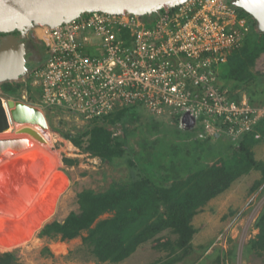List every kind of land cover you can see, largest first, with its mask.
I'll return each instance as SVG.
<instances>
[{
  "label": "built area",
  "instance_id": "built-area-1",
  "mask_svg": "<svg viewBox=\"0 0 264 264\" xmlns=\"http://www.w3.org/2000/svg\"><path fill=\"white\" fill-rule=\"evenodd\" d=\"M250 31L228 0H185L147 20L94 11L34 27L47 60L30 74L44 109L92 121L140 104L155 117L180 122L187 114L199 139L238 145L264 119V108L245 95L232 100L218 67Z\"/></svg>",
  "mask_w": 264,
  "mask_h": 264
},
{
  "label": "rangeland",
  "instance_id": "rangeland-1",
  "mask_svg": "<svg viewBox=\"0 0 264 264\" xmlns=\"http://www.w3.org/2000/svg\"><path fill=\"white\" fill-rule=\"evenodd\" d=\"M244 16L252 23L249 15ZM28 36L35 39L32 30L25 37ZM4 37L7 38L6 35ZM38 52L25 53V67L28 70L45 64L47 54ZM250 70L257 75L261 91L256 98V103L260 104L257 107L264 108V103H259L264 100V53L256 59ZM226 71L227 64L222 67L219 84ZM6 82L18 83L22 87L16 97L5 96L0 89V97L21 101L38 110L45 118L46 129L51 138L50 145L43 146L45 142L28 133H16V125L12 130L10 128V136L7 138L29 137L40 147L36 151L37 155L33 156L34 163L31 166L24 164V167L15 168L14 174L19 176V182L15 188L9 187L0 197V254L14 252L18 264H161L166 259L180 255L181 251L178 250L171 255L176 236L168 230L162 232L164 238L160 242L163 244L169 239L172 245L161 248L157 242L149 240L120 262H100L93 257L82 242L85 232L64 241L59 238H39L37 234L44 224L54 220L63 222L71 212L79 211V192H104L111 186L129 180L130 174L134 172L135 175V167L139 165L135 162L128 165L127 158L117 165L101 162L64 139L59 132L75 135L78 131L87 129L91 122L67 111L44 109L39 102V92L33 90L36 85L30 71L22 73L17 80ZM29 87L32 88L31 91ZM132 112L135 120L126 127L130 134H124L120 126L114 130L116 135L126 136L128 143L125 149H132L133 153H137L142 149L150 150L148 147L154 146L153 151L159 154L156 158L158 160L161 154L163 159L166 154L171 156L174 152L170 159L175 161L177 168L183 164L195 168L202 163L211 164L215 160L213 157L219 154L221 146L230 143L223 137L219 139V147L215 146V142L213 145L203 142L197 137L199 131L196 128L182 130L176 118L155 117L140 104H134ZM253 134L255 142L251 145V151L254 159L264 165V140L258 132L253 131ZM144 145L147 147L142 148ZM27 146L22 151L9 152L15 156L26 151L30 144ZM63 158L73 161V164H64ZM3 160L4 157L0 158V162ZM255 182L260 184L254 187ZM263 208V174L258 170H251L231 184L226 191L207 202L193 216L191 224L195 233L190 242L191 255L187 261L182 259L176 264H264V251L254 249L243 255L244 248L258 235L255 222ZM108 216L109 214H104L100 219ZM39 218L42 225L36 227ZM217 256L221 258L218 263L214 261Z\"/></svg>",
  "mask_w": 264,
  "mask_h": 264
},
{
  "label": "trees",
  "instance_id": "trees-1",
  "mask_svg": "<svg viewBox=\"0 0 264 264\" xmlns=\"http://www.w3.org/2000/svg\"><path fill=\"white\" fill-rule=\"evenodd\" d=\"M238 11L242 15H248L241 9ZM147 18L143 16L144 20ZM250 24L251 31L241 47L232 51L226 62L219 65L218 80L222 67L227 64V71L221 76L220 87L228 89L232 100L239 101L241 96L245 95L250 105L258 106L260 104L256 103V98L261 94L259 81L250 69L256 59L264 53V33L257 30L253 19ZM42 52L46 53L44 47ZM21 87V84L12 82L0 85L2 93L8 97H16ZM29 90L32 88L29 87ZM33 90L39 92L36 87ZM29 98L34 99L32 96ZM259 103H264V100ZM132 110L133 105L117 109L103 118L94 119L90 121L87 129L78 131L75 135L59 132L76 148L90 157L100 159L101 162L117 165L127 158L128 165L135 162L139 167H135V175L134 172L131 173L129 180L111 186L104 192H79V211L71 212L63 222L54 220L44 224L37 236L64 241L74 239L85 232L82 242L93 257L100 262H120L149 240L157 242L161 248L172 245L169 239L163 244L160 242L164 238L162 232L168 230L176 236L171 255L176 250L181 252L161 264H176L191 255L190 242L195 233L191 221L197 211L251 170L260 171L264 178V165L254 159L251 151V145L255 142L252 133L244 135L238 145L228 139L229 145L221 146L219 154L213 157L215 160L211 164L202 163L201 166L197 165V168L188 167V164L177 168L175 161L170 159L174 152L171 156L166 154L163 159L161 154L160 159H156L159 154L156 155L153 151L154 146H149L150 150L142 149L137 153H133L132 149L127 151L126 136L116 135L114 130L120 126L124 134H130L127 133L126 127L135 120ZM181 129L187 130L182 126ZM192 129L194 128L190 130ZM254 132H258L264 140V119L255 126ZM220 138L199 140L210 142L212 145L215 142V146L219 147ZM146 147L147 145H144L142 148ZM63 163L73 164V161L63 158ZM259 184L260 182H255L254 187ZM104 214L109 216L100 219ZM255 227L258 229V235L247 244L243 255L254 249L264 251V208L255 222ZM256 254L260 255V252ZM220 260L217 256L214 261L218 263ZM0 264H18L15 253H1Z\"/></svg>",
  "mask_w": 264,
  "mask_h": 264
},
{
  "label": "water",
  "instance_id": "water-1",
  "mask_svg": "<svg viewBox=\"0 0 264 264\" xmlns=\"http://www.w3.org/2000/svg\"><path fill=\"white\" fill-rule=\"evenodd\" d=\"M185 0H0V34L6 35L0 42V84L17 80L29 71L25 67L23 43L13 39H24L34 27L57 26L81 14L103 12L109 14H135L150 17L164 8H171ZM229 4L241 9L255 22L258 31L264 33V0H228ZM17 33L18 36H12ZM38 122L45 127L44 116L34 107L21 101L0 97V135L13 129L15 124ZM180 125L187 130L193 128V121L184 115ZM28 133L43 142L41 136L30 127H23L16 133ZM27 139L0 138V158L11 151H22Z\"/></svg>",
  "mask_w": 264,
  "mask_h": 264
},
{
  "label": "bare ground",
  "instance_id": "bare-ground-1",
  "mask_svg": "<svg viewBox=\"0 0 264 264\" xmlns=\"http://www.w3.org/2000/svg\"><path fill=\"white\" fill-rule=\"evenodd\" d=\"M15 125H16V129H17L16 131L20 130L23 127L32 128L41 136V138L43 139V142H45V145H43V146H49L50 145L51 135L47 132V129H46L47 126L45 127L43 124L41 125L38 122L25 123V124H15ZM9 133H10V131L0 135V137L7 138L10 136ZM17 138H19V137H17ZM26 139H27L26 145L30 144L29 148L26 151H24L18 155L15 154V156L11 155V153H7L6 155H4L5 160H3V162L2 161L0 162V197L4 192H6V191H8V189L16 186V184L19 182V180H20L19 176L17 177V175L14 174L15 168H18L19 166L24 167V164H28L31 166V164L34 163L32 159L34 158L33 157L34 155H37L36 153H38V152H36V151L40 147V145H38L33 140H31L32 138L30 139L28 137ZM22 169L23 168H21V170ZM20 174H22V173H20ZM19 187H21V186H19ZM40 219L41 218H39V220L35 224L36 227L42 225V223H41L42 220L40 221Z\"/></svg>",
  "mask_w": 264,
  "mask_h": 264
},
{
  "label": "flooded vegetation",
  "instance_id": "flooded-vegetation-1",
  "mask_svg": "<svg viewBox=\"0 0 264 264\" xmlns=\"http://www.w3.org/2000/svg\"><path fill=\"white\" fill-rule=\"evenodd\" d=\"M12 36L17 37L18 34L13 33ZM2 38H5L4 35H2V36L0 35V42H1ZM13 40L23 43L24 48L27 51H36V52L39 51L38 53L42 52L43 45L37 39H30V37L28 36V37H26V39H13ZM31 72L32 71H30V73Z\"/></svg>",
  "mask_w": 264,
  "mask_h": 264
},
{
  "label": "crops",
  "instance_id": "crops-1",
  "mask_svg": "<svg viewBox=\"0 0 264 264\" xmlns=\"http://www.w3.org/2000/svg\"><path fill=\"white\" fill-rule=\"evenodd\" d=\"M160 118H162V117H160Z\"/></svg>",
  "mask_w": 264,
  "mask_h": 264
}]
</instances>
